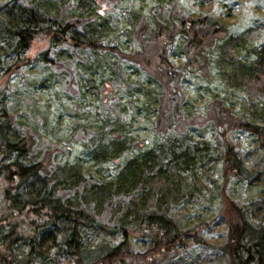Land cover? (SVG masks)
<instances>
[{
    "label": "trees",
    "instance_id": "1",
    "mask_svg": "<svg viewBox=\"0 0 264 264\" xmlns=\"http://www.w3.org/2000/svg\"><path fill=\"white\" fill-rule=\"evenodd\" d=\"M64 1L0 0V80L27 63L25 53L31 43L43 38L47 48L37 58L46 65L63 67L57 61L62 45L90 51L92 62L77 65L85 74L81 85L95 92L101 54L118 53L137 62L164 90L158 120L169 138L135 149L122 124L106 119L104 125L110 122V129L96 131L90 138L86 158L100 165L129 155L117 164L113 175L92 180L82 157L56 164L48 153L37 157L32 135L18 127L0 84V264H57L53 251L70 264H178L184 261L179 251L186 246V237L208 245L199 228L182 227L169 212L170 204L192 193L189 180L201 168L216 163L226 181L252 183L262 174L245 164L225 132L217 149L206 141L184 142L178 135L184 123L177 115L178 72L171 67L168 46L180 37L186 54L195 58L202 53L209 31L213 38L226 30L212 17L178 23L158 14L139 19L134 29L136 47L122 51L99 41L110 17L98 10L97 0H74L63 7ZM243 38L225 39L222 56L232 60L234 76L262 98L264 108V43L252 45L250 57L236 60ZM110 65L107 70L113 74ZM211 118L227 123L226 130L242 127L264 145V120H234L221 105ZM220 199L227 231L218 251L227 264H264V223L252 219L225 185ZM135 237L147 240L144 250L134 247Z\"/></svg>",
    "mask_w": 264,
    "mask_h": 264
},
{
    "label": "rangeland",
    "instance_id": "2",
    "mask_svg": "<svg viewBox=\"0 0 264 264\" xmlns=\"http://www.w3.org/2000/svg\"><path fill=\"white\" fill-rule=\"evenodd\" d=\"M73 3L74 0H65L63 7ZM97 4L98 10L110 17L109 27L99 36L100 43L114 44L122 51L136 47L134 29L139 19H151L158 14L164 20L178 23L212 17L226 30L216 33L215 38L210 37L209 31L202 53L195 58L186 54L185 41L182 43L180 37L172 41L167 53L171 67L178 72L177 115L184 123L178 134L181 139L206 141L208 147L217 149L221 133L225 132L245 164L262 173L252 183L226 181L221 165L209 164L189 180L192 193H185L169 206L170 215L182 227L199 228L208 244H196L186 237V246L179 251L184 261H177L178 264H227L218 251L227 231L220 188L225 185L227 193L249 211L252 219L264 223V145L242 127L226 130L227 123L218 124L211 115L221 105L234 120L262 122L264 108L262 98L234 76L232 60L223 58L220 46L228 37L245 35L244 45L234 58L243 60L251 56L252 45L264 43V0H97ZM47 44V39L33 40L25 53L29 61L0 80L8 109L18 127L32 135L37 157L48 153L54 164L82 157L89 179L108 178L129 153L100 165L86 158L90 138L96 131L110 129V122L104 125L106 119L122 124L135 149L155 146L169 138L166 129L159 128L158 120V103L164 98V90L137 62L115 52L101 54L96 73L98 87L94 92L81 85L80 79L85 74L77 65L92 62L90 51L62 45L64 51L57 61L63 67H58L37 58ZM110 63L113 74L107 70ZM133 244L144 250L147 240L135 237ZM52 257L57 264H70L55 251Z\"/></svg>",
    "mask_w": 264,
    "mask_h": 264
}]
</instances>
